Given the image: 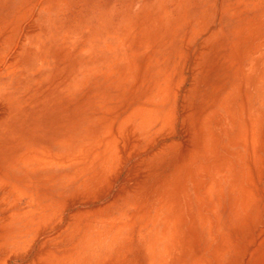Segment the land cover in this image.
Instances as JSON below:
<instances>
[{"label": "bare ground", "instance_id": "bare-ground-1", "mask_svg": "<svg viewBox=\"0 0 264 264\" xmlns=\"http://www.w3.org/2000/svg\"><path fill=\"white\" fill-rule=\"evenodd\" d=\"M0 264H264V0H0Z\"/></svg>", "mask_w": 264, "mask_h": 264}]
</instances>
